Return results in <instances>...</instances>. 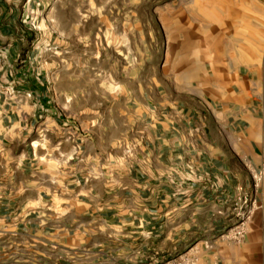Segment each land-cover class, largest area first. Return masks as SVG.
I'll return each mask as SVG.
<instances>
[{
    "label": "crops",
    "instance_id": "0c3cea01",
    "mask_svg": "<svg viewBox=\"0 0 264 264\" xmlns=\"http://www.w3.org/2000/svg\"><path fill=\"white\" fill-rule=\"evenodd\" d=\"M216 4L214 59L101 106L16 65L29 33L0 36V264H264V183L244 242L220 237L264 163V0Z\"/></svg>",
    "mask_w": 264,
    "mask_h": 264
},
{
    "label": "rangeland",
    "instance_id": "374dc122",
    "mask_svg": "<svg viewBox=\"0 0 264 264\" xmlns=\"http://www.w3.org/2000/svg\"><path fill=\"white\" fill-rule=\"evenodd\" d=\"M217 1L0 0V36L25 27L35 40L24 42L28 57L16 65L44 76L53 95H79L81 107L95 97L101 106L105 94L139 83L146 93L184 79L207 53L214 59L223 43Z\"/></svg>",
    "mask_w": 264,
    "mask_h": 264
},
{
    "label": "built area",
    "instance_id": "2783aa9c",
    "mask_svg": "<svg viewBox=\"0 0 264 264\" xmlns=\"http://www.w3.org/2000/svg\"><path fill=\"white\" fill-rule=\"evenodd\" d=\"M252 179L253 194H241L237 197L233 206L232 225L220 236L228 243L241 244L244 242L256 212L262 208L257 193L264 183V163L258 171L252 174ZM204 248L208 251L212 246L207 243ZM202 260L198 251L190 250L160 264H204Z\"/></svg>",
    "mask_w": 264,
    "mask_h": 264
},
{
    "label": "trees",
    "instance_id": "16d2710c",
    "mask_svg": "<svg viewBox=\"0 0 264 264\" xmlns=\"http://www.w3.org/2000/svg\"><path fill=\"white\" fill-rule=\"evenodd\" d=\"M20 20H18L17 22H19ZM22 32H24L25 34H27V33H29L26 29H25V27H22ZM27 36V35H26ZM28 40L29 41H34L35 39H34V37L33 36H31V37H28Z\"/></svg>",
    "mask_w": 264,
    "mask_h": 264
}]
</instances>
